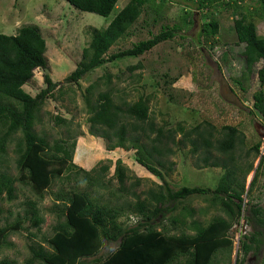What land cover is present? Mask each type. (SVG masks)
<instances>
[{"label":"trees","instance_id":"1","mask_svg":"<svg viewBox=\"0 0 264 264\" xmlns=\"http://www.w3.org/2000/svg\"><path fill=\"white\" fill-rule=\"evenodd\" d=\"M73 8L108 18L114 11L118 0H65ZM168 1V0H166ZM165 0H129L121 10L115 12L110 23L102 30L92 28L89 31V41L82 50L81 60L76 68L64 80L69 84H77L85 75L94 69L126 58H137L151 51L157 45L179 38L186 39L181 34V28L162 26L160 32L151 38L132 45L131 48L110 53V49L119 40L131 35V29L139 20L145 7L159 15L166 4ZM184 6L203 13L222 4L238 8L243 0H180ZM264 5V0H260ZM184 22L193 23L192 11H184ZM239 18L233 22V30L237 44L243 45V59L247 66V75L256 65L262 63L257 71L260 88L252 96L253 109L264 119V37L257 34L255 22L250 12L237 14ZM218 21L209 18L201 24L197 43L210 46L218 45L216 36L219 32ZM46 43L34 26H23L15 35L0 33V164L6 147L15 141L14 153L17 156L15 166L17 176L0 173V201H13L16 198L15 182L26 183L32 193L42 201L44 193L49 190L54 180L75 170L74 179L82 178L81 183L87 188L106 189L104 176L109 165L105 164L91 172L80 170L72 165V146L66 140H56L49 144L45 137L39 136L34 127L38 122V113L48 98L54 97V91L61 89L60 83H54L45 74V85L35 96L23 90V86L33 77L36 69L46 68ZM140 64L129 66L131 74L141 69ZM246 75V74H243ZM140 75L137 80L140 81ZM106 90L96 93L95 100H91L98 84L92 83L86 89L83 97L88 115V134L100 138L106 143V150L123 149L134 151L136 162L146 171L155 176L161 184L157 190L144 192V199L135 193L133 204L126 206L129 213L93 200L87 191L70 190L53 194V202L57 207V223L53 227L52 235L42 237L41 244L33 243L29 246L30 256L23 264H212L214 256L221 249L230 251L231 240L229 233L243 219L255 230L251 236L245 235L241 243L244 255L254 251L258 253L264 244L262 229H264V209L251 198L252 191L259 179L258 168L262 162L259 159L257 168L244 193L243 180L252 171L249 163L241 169L236 162L234 152L244 145V137L235 126L225 125L217 129L208 120L187 128L178 123L174 129L165 130L157 125L153 114L149 111L152 96L139 95L133 102L123 97L115 102L109 87L111 75L105 76ZM55 124H69L60 116L52 117ZM20 134L18 138L15 136ZM176 134L180 140L176 141ZM190 147V153L196 157L197 169L221 168L224 172L218 179L214 189L199 187H181L174 190L166 182V174L172 172L173 163L164 160L174 154L173 147ZM261 141L256 142L250 153L254 158L259 156ZM217 154V157L213 155ZM167 166V169H166ZM259 166V167H258ZM238 174L241 175L239 179ZM113 177L118 182L121 191H126L125 182L128 177L126 169L116 162ZM68 180V179H67ZM137 180L136 184H139ZM244 193V194H243ZM214 195L213 203L220 206L224 217L212 218L206 225L195 221L200 211L193 208H182L177 214L171 215L169 228L180 229L179 235H168L171 229L161 222L166 216L173 214L182 201L192 196ZM247 197L248 215H245L243 197ZM253 201V203H252ZM28 210L22 218H17L15 224L0 226V251L11 244L7 241L11 232L22 230L24 224L40 230L43 217L40 215L35 202H28ZM2 210H0V215ZM203 213V212H202ZM133 215L140 219L135 226L124 227L125 222ZM1 220V219H0ZM158 220V223L155 221ZM138 221V220H137ZM160 221V222H159ZM158 224V225H157ZM127 225V224H126ZM186 231L192 234H186ZM36 237V234H30ZM106 244L117 243V248L104 256H98ZM264 263V259H263ZM0 264H18L15 260L2 258Z\"/></svg>","mask_w":264,"mask_h":264},{"label":"rangeland","instance_id":"2","mask_svg":"<svg viewBox=\"0 0 264 264\" xmlns=\"http://www.w3.org/2000/svg\"><path fill=\"white\" fill-rule=\"evenodd\" d=\"M128 1L118 0L115 11L108 18H103L81 12L65 0H0V33L15 35L23 26H34L46 43L44 55L46 68L36 69L32 79L23 86V90L35 96L45 87L43 83L45 74L52 82L60 83L62 86L59 91H54L53 98H48L44 102L37 115L39 119L34 127L35 132L45 137L49 144L56 140H66L71 147L74 143L71 164L80 170L92 172L102 165H109L104 176L106 189L87 188L81 183L80 176L74 179L75 170H72L70 178L65 173L63 177L54 180L51 188L44 193L42 201H38L28 184L15 182V200L0 201L2 210L0 226L15 224L16 219L22 218L28 210V202L36 203L44 222L39 231L25 223V230L11 232L7 239L11 246L0 251V260L6 258L23 264L30 256L28 249L31 244L37 243L47 248L41 238L50 237L57 223L58 209L53 202V194L59 191H87L99 204L122 209L125 215L129 213L126 206L135 202L131 193L144 199L145 195H142L144 192L156 191L161 184L155 176L136 162L134 151L123 149L107 151L106 143L102 139L88 134V115L83 100V97H86L85 89L92 83L98 84L94 96L90 98L95 100L97 92L107 89L103 83L105 76L109 74L113 100L119 102L117 99L123 97L126 101L133 102L141 94L152 96L149 102L150 114H153L157 125L165 130L174 129L178 123L191 128L203 120H208L217 129L225 125L235 126L244 137V145L240 149L236 148L234 152L236 162L241 169L249 163L252 164V171L243 180L244 193L262 157L260 167L258 166L259 179L251 198L264 209V119L253 109L252 99L253 94L260 88L257 71L262 67V63L256 65L247 75V66L242 56L243 45L237 44L233 30V22L239 18L237 14L245 15L250 12L258 36L264 37V5L260 0H243L238 3V8L219 4L206 10L207 16L219 23V32L216 36L218 45L212 47L203 42L199 44L195 40L201 24L209 20L203 13L192 10L191 7L188 9L180 0H165L166 4L158 16L145 7L131 29V35L115 43L110 53L129 49L133 44L151 38L160 32L162 26H179L181 34L188 40L183 43L179 38H175L163 42L140 57L104 64L85 75L77 84L66 83L64 80L81 60L82 50L89 41V31L92 28L104 29L115 12L121 10ZM189 10L192 11L193 23L184 22V11ZM137 64L142 68L132 74L127 71L129 66ZM138 75L141 76L140 81L137 80ZM53 116L69 120V124L57 125L52 119ZM15 136L19 138L20 134ZM175 140H180L178 134ZM258 141H261L259 156L254 158L252 153L246 156V152ZM14 144L15 141H11L1 157L4 162L0 164V173L6 172L16 177L17 156L14 153ZM173 151L174 154L164 160L167 164L173 163L172 172L165 175L166 182L171 188L177 190L181 187L209 189L216 187L218 179L224 172L221 168L197 169L196 157L191 155L189 146L185 148L174 146ZM213 155L217 157L216 153ZM117 161L126 169L128 177L125 182L126 191L119 190L120 186L113 177ZM238 177L241 179L240 174ZM137 180L140 181L139 184H136ZM213 201L214 195L211 194L189 197L161 223L169 228L171 215L177 214L182 208H193L201 212L196 214L195 221L204 226L212 218L224 217L220 206ZM249 206L250 204H245V215L249 214ZM120 220L125 222L124 227L135 226L140 221L133 215L127 220L123 218ZM155 223H158V220ZM185 228L186 226L174 230L169 228L171 231L168 235H179V231ZM246 230L249 236L255 231L250 223H247ZM32 233L37 236L31 237ZM186 234L192 233L186 231ZM261 238L264 240V229ZM117 246V243H105L98 256L105 257ZM263 259L264 244L258 253L254 254L252 251L247 255H244L241 245L238 247L231 245L230 251L219 250L212 264H264Z\"/></svg>","mask_w":264,"mask_h":264},{"label":"built area","instance_id":"3","mask_svg":"<svg viewBox=\"0 0 264 264\" xmlns=\"http://www.w3.org/2000/svg\"><path fill=\"white\" fill-rule=\"evenodd\" d=\"M246 199L247 197L244 196L243 205L247 204ZM246 229H247V222L243 219V215H242L238 223L234 224V226L232 227L229 233V239L231 240L232 245H235L236 247H238V245H241L240 241L245 235H247Z\"/></svg>","mask_w":264,"mask_h":264},{"label":"clouds","instance_id":"4","mask_svg":"<svg viewBox=\"0 0 264 264\" xmlns=\"http://www.w3.org/2000/svg\"><path fill=\"white\" fill-rule=\"evenodd\" d=\"M251 180H252V179H251ZM250 182H251V181H250ZM248 187H249V185H248ZM248 187H247V188H248ZM252 192H253V191H252ZM251 195H252V194H251ZM134 218H135V217H134ZM231 244H232V243H231Z\"/></svg>","mask_w":264,"mask_h":264},{"label":"crops","instance_id":"5","mask_svg":"<svg viewBox=\"0 0 264 264\" xmlns=\"http://www.w3.org/2000/svg\"><path fill=\"white\" fill-rule=\"evenodd\" d=\"M196 217V216H195Z\"/></svg>","mask_w":264,"mask_h":264}]
</instances>
